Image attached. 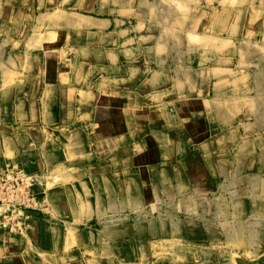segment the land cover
<instances>
[{
    "label": "crops",
    "instance_id": "0c3cea01",
    "mask_svg": "<svg viewBox=\"0 0 264 264\" xmlns=\"http://www.w3.org/2000/svg\"><path fill=\"white\" fill-rule=\"evenodd\" d=\"M14 157L0 264H264V0H0Z\"/></svg>",
    "mask_w": 264,
    "mask_h": 264
},
{
    "label": "built area",
    "instance_id": "2783aa9c",
    "mask_svg": "<svg viewBox=\"0 0 264 264\" xmlns=\"http://www.w3.org/2000/svg\"><path fill=\"white\" fill-rule=\"evenodd\" d=\"M43 180L30 173L19 157L0 165V242L4 245L27 234L41 204Z\"/></svg>",
    "mask_w": 264,
    "mask_h": 264
},
{
    "label": "bare ground",
    "instance_id": "6f19581e",
    "mask_svg": "<svg viewBox=\"0 0 264 264\" xmlns=\"http://www.w3.org/2000/svg\"><path fill=\"white\" fill-rule=\"evenodd\" d=\"M240 242V241H239Z\"/></svg>",
    "mask_w": 264,
    "mask_h": 264
}]
</instances>
